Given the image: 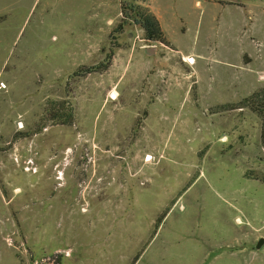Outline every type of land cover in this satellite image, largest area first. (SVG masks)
<instances>
[{"label":"rangeland","instance_id":"1","mask_svg":"<svg viewBox=\"0 0 264 264\" xmlns=\"http://www.w3.org/2000/svg\"><path fill=\"white\" fill-rule=\"evenodd\" d=\"M263 87L264 0H0V264H264Z\"/></svg>","mask_w":264,"mask_h":264},{"label":"trees","instance_id":"2","mask_svg":"<svg viewBox=\"0 0 264 264\" xmlns=\"http://www.w3.org/2000/svg\"><path fill=\"white\" fill-rule=\"evenodd\" d=\"M123 24H135L142 28L143 38L150 42L165 43L161 25L154 14L136 2H125L121 7ZM120 25V26H121ZM235 108H248L260 119V140L264 149V87L253 91L237 103Z\"/></svg>","mask_w":264,"mask_h":264},{"label":"bare ground","instance_id":"3","mask_svg":"<svg viewBox=\"0 0 264 264\" xmlns=\"http://www.w3.org/2000/svg\"><path fill=\"white\" fill-rule=\"evenodd\" d=\"M184 60L188 63V64H193L195 62L194 58L192 56H184Z\"/></svg>","mask_w":264,"mask_h":264},{"label":"water","instance_id":"4","mask_svg":"<svg viewBox=\"0 0 264 264\" xmlns=\"http://www.w3.org/2000/svg\"><path fill=\"white\" fill-rule=\"evenodd\" d=\"M147 51H148V53H151L152 49H148ZM263 241H264V238H260V239L257 241V243L255 244V247H256V248H259L260 245H261V243H262Z\"/></svg>","mask_w":264,"mask_h":264},{"label":"crops","instance_id":"5","mask_svg":"<svg viewBox=\"0 0 264 264\" xmlns=\"http://www.w3.org/2000/svg\"><path fill=\"white\" fill-rule=\"evenodd\" d=\"M161 27H162V30H163L164 35L166 36V30H165V28H164V26L162 24H161Z\"/></svg>","mask_w":264,"mask_h":264}]
</instances>
